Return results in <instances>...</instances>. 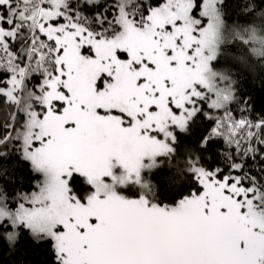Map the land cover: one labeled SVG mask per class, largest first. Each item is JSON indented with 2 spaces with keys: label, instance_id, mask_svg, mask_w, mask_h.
I'll list each match as a JSON object with an SVG mask.
<instances>
[{
  "label": "snow or ice",
  "instance_id": "snow-or-ice-1",
  "mask_svg": "<svg viewBox=\"0 0 264 264\" xmlns=\"http://www.w3.org/2000/svg\"><path fill=\"white\" fill-rule=\"evenodd\" d=\"M0 264H264V0H0Z\"/></svg>",
  "mask_w": 264,
  "mask_h": 264
}]
</instances>
